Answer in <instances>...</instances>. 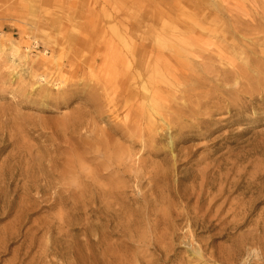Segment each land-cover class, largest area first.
Here are the masks:
<instances>
[{"label": "rangeland", "instance_id": "rangeland-1", "mask_svg": "<svg viewBox=\"0 0 264 264\" xmlns=\"http://www.w3.org/2000/svg\"><path fill=\"white\" fill-rule=\"evenodd\" d=\"M225 1L250 22L244 42L223 25L205 21L206 9L195 7H205V0H0V264H76L82 255L99 264L110 246L116 264L135 253L158 260L149 245L153 240L173 245L176 257L166 264H177L179 257L203 264L193 257L198 242L192 247L183 240V214L172 229L163 220L183 210L180 197L190 193L195 179L200 183L198 174L205 176L206 207L218 196L215 208H225L221 218L227 223L239 222L243 213L247 217L242 227L221 235L199 224L198 238L210 244L207 257L213 248L217 258L251 249L250 258L246 254L234 264H264V66L259 73L232 76L248 57L264 64V10L255 0ZM147 15L160 18L151 32L157 29L164 43L173 35L192 42L197 56L188 55L190 66L206 78L205 128L188 129L187 136L194 137L186 141L173 133L177 158L169 150L170 135L154 146L130 145L111 135L108 121L114 118L98 117L87 104V92L91 97L93 91L88 85L103 74L100 61L92 64L101 46L82 49L77 37L89 30L109 32L121 16ZM121 27L134 31L127 21ZM10 41L20 55L8 48ZM78 89L84 98L58 95ZM48 90L51 99H42L40 93ZM194 117H187L188 128ZM98 139L113 144L105 151L90 147ZM114 144L128 153L121 163L109 159ZM75 154L81 162L63 177ZM153 209L158 219L152 218L156 227L149 230L145 218ZM97 226L105 240L99 249L91 243Z\"/></svg>", "mask_w": 264, "mask_h": 264}, {"label": "bare ground", "instance_id": "bare-ground-1", "mask_svg": "<svg viewBox=\"0 0 264 264\" xmlns=\"http://www.w3.org/2000/svg\"><path fill=\"white\" fill-rule=\"evenodd\" d=\"M255 2L260 4L264 10V0H255ZM225 3V0H205V7L198 5H195V7H199V11L206 9V14L213 13L212 16L205 14V21L213 22L219 26L223 25V29L232 32L235 39L244 42L246 36L243 33L245 32L244 30H247L246 26L250 22L234 15L229 4ZM170 12L171 10L166 11V13ZM222 19L232 21L233 23L222 24ZM114 20L118 22L114 27L110 26L111 31L109 32L105 30H89L81 33L80 37H77L81 43L79 46L82 49L90 48L97 51V45L101 46L97 54L99 56L93 59L92 64L95 67V64L100 61L103 74L94 80L92 87L88 85L93 91L91 92V97H89V92H87V104L94 109L93 113L98 117L108 114V118H114V120L108 121L111 135L119 136L121 140L133 146L143 143H150L151 146H154L158 143L157 139H167L170 135L169 150L175 154L176 140L172 138L173 133L178 132V141H186L189 138L193 139L194 136H187L191 132L188 129L196 126L198 129L205 128L206 122L205 113L201 112V109L205 108V105L208 104L205 102L207 98L205 96L206 78L204 75L200 76L193 73L190 66L188 55L197 56L189 48L192 42L188 39L180 42L177 38L182 37L173 35L171 43H164L157 29H155L154 33L151 32V27L161 25L160 18L154 15H147L142 19L131 20L121 16ZM136 20V25H134L133 23ZM125 21L129 22L130 27L134 31L131 32L129 28L121 27V24ZM258 26L255 25V28L259 30L258 35H260L263 31ZM144 27L148 29V32H142L141 29ZM166 27L168 26L166 25ZM169 28L172 29V27ZM10 43L11 45L8 48L15 50L20 55V51L15 49L13 41H10ZM162 44L166 45L163 47ZM231 48L236 54L240 56L243 54L241 50H237V47L232 46ZM254 58L248 57L244 59L242 65L238 66L240 67L238 69L240 72L234 70L232 76L241 77L249 71L259 73L264 64L259 58ZM229 61L234 66V61L232 59ZM208 68L210 69L209 66ZM163 85L166 88L162 89ZM66 87L68 88V86ZM63 90H58V95H64V100L69 99L73 94L82 95L81 98L85 96L84 92H81L80 89L75 93L71 90ZM40 94V97L44 100L51 99L52 94L49 93V90ZM122 110L128 112L129 116L120 119V116L117 114ZM195 115L194 119L196 123H192L188 128L184 124L188 121L187 117ZM116 121L117 123L114 124ZM202 136L199 135L197 138ZM112 144L111 141L107 142L98 139L90 144V147L102 148L105 151V149L111 148ZM10 145L11 143L4 148ZM79 151H82V149L79 148ZM125 153L128 156L127 151L121 145L114 144L109 159L113 164L116 162L121 163L125 159ZM155 154L157 155V153ZM180 154V151H178V154H175L174 157L177 158ZM81 160L82 157L75 154L73 159L69 161L63 177L72 173L71 167L79 164ZM197 176L200 178V183L195 179L194 186L189 188L190 193L181 195L180 197L184 201L183 210L178 212L179 214L177 213L175 217H173L174 212H171L170 218L163 220L169 229H172L173 225L171 223L183 214L186 221L183 228L187 229V233L183 235V240L190 241L192 247L194 242H198L197 249L193 248L195 251L193 257L195 260L202 261L203 264L218 262L234 264L246 254L250 258L251 249L243 250L242 248L234 250L229 258H225L223 255L217 258L216 249L213 248V251L207 257L208 246L210 244L198 238L196 233L198 225H204V229L208 234L216 232L215 235H221L229 228L242 227L247 223V217L243 213L239 216L241 218L239 222L228 221L227 223V218H221L225 208H222V206L215 208V201L218 196L214 197L208 207H206L207 199L204 197L205 176L204 174H198ZM212 189L213 187L210 188V195H212ZM193 202L194 205L192 206ZM158 213V209H153V212L150 211L147 214L145 218L147 229L153 230L156 227L153 224L152 218L158 219ZM227 216L229 218L228 214ZM98 220H101L100 216ZM222 225L223 227H221ZM96 235L98 238L95 241H91V243L96 249H99L105 243L99 226L96 227ZM149 245L154 249L158 260L154 258L152 261H147L146 256L139 257L135 253L126 260L118 258V264H158V262L166 264L169 261V257H176L171 254L174 248L173 245L164 240L160 243L153 240ZM112 250L111 246L107 248L104 259L99 264H116L112 256ZM76 259H78L76 264H90L88 262L89 258L84 257V255L77 256ZM177 264L192 263L188 262L184 257H179ZM249 264H252V260L249 261Z\"/></svg>", "mask_w": 264, "mask_h": 264}]
</instances>
